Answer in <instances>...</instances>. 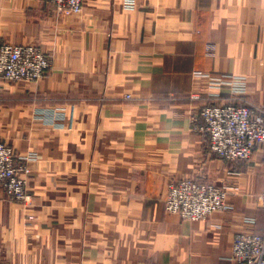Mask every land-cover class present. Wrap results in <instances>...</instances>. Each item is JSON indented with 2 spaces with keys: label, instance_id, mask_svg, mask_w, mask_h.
Returning <instances> with one entry per match:
<instances>
[{
  "label": "crops",
  "instance_id": "crops-1",
  "mask_svg": "<svg viewBox=\"0 0 264 264\" xmlns=\"http://www.w3.org/2000/svg\"><path fill=\"white\" fill-rule=\"evenodd\" d=\"M137 2L63 16L0 0V44L53 63L28 86L0 80V141L32 170L29 203L0 189V264H234L235 235L264 234V148L248 162L210 150L201 109L231 94L197 78L241 77L264 106V0ZM188 178L227 186L229 209L168 213L170 183Z\"/></svg>",
  "mask_w": 264,
  "mask_h": 264
},
{
  "label": "built area",
  "instance_id": "built-area-1",
  "mask_svg": "<svg viewBox=\"0 0 264 264\" xmlns=\"http://www.w3.org/2000/svg\"><path fill=\"white\" fill-rule=\"evenodd\" d=\"M63 16L79 15L83 0H48ZM128 11L138 8L137 0H122ZM211 49V48H210ZM52 59L36 46L0 44V80L4 82H36L52 70ZM215 89L228 88L232 103L206 105L200 117L202 131L209 135L210 150L229 162L251 161L254 153L264 148V106L246 100V81L237 76L200 74ZM200 100V94L190 96ZM52 117V116H51ZM48 122L55 120L46 115ZM14 151L0 141V188L15 200H27L29 170L18 165ZM227 186H218L194 179L172 182L166 199L168 213L179 214L184 220H206L212 214L229 209ZM264 199V193L262 195ZM230 260L234 264H264V234L239 233L232 244Z\"/></svg>",
  "mask_w": 264,
  "mask_h": 264
},
{
  "label": "rangeland",
  "instance_id": "rangeland-1",
  "mask_svg": "<svg viewBox=\"0 0 264 264\" xmlns=\"http://www.w3.org/2000/svg\"><path fill=\"white\" fill-rule=\"evenodd\" d=\"M42 79V78H41ZM39 81V80H38ZM38 81H36V82H38ZM36 82H27V81H19V82H9L8 84L9 85H16V84H22V85H29V84H33V83H36ZM7 83V82H6ZM50 118H52V117H50ZM1 142H3V141H1ZM3 143H5L6 145H8L13 151H14V154H15V156H16V160H17V164L18 165H20V164H22L23 165V163L26 165V167H27V169L29 170V174H27V176H24V180H26V182H27V185H26V187H27V195H28V198H27V200H15V199H12V198H10L11 200H13V201H15V202H23V203H29L30 202V199H31V196H30V194H29V192H28V182H29V180H30V178H31V176H32V170H31V168L29 167V160H28V158L27 157H23V156H19L18 154H17V152H16V150H15V148L12 146V145H9V144H7L6 142H3ZM1 190H3L4 192H5V194L7 195V196H9L8 195V193L6 192V190L4 189V188H0ZM167 211V210H166ZM176 214V213H175Z\"/></svg>",
  "mask_w": 264,
  "mask_h": 264
}]
</instances>
